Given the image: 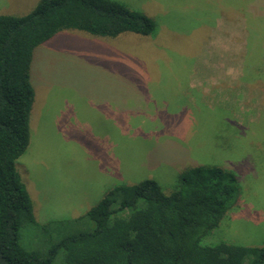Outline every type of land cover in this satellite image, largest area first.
I'll return each mask as SVG.
<instances>
[{"label": "rangeland", "instance_id": "374dc122", "mask_svg": "<svg viewBox=\"0 0 264 264\" xmlns=\"http://www.w3.org/2000/svg\"><path fill=\"white\" fill-rule=\"evenodd\" d=\"M36 1L0 0V13ZM116 1L150 16L154 31L66 29L33 53L29 142L15 167L35 221L53 224L39 232L22 221L19 243L43 253L90 229L77 217L112 186L152 178L170 195L182 170L208 163L232 170L238 192L201 242L261 245L264 0Z\"/></svg>", "mask_w": 264, "mask_h": 264}, {"label": "trees", "instance_id": "16d2710c", "mask_svg": "<svg viewBox=\"0 0 264 264\" xmlns=\"http://www.w3.org/2000/svg\"><path fill=\"white\" fill-rule=\"evenodd\" d=\"M154 28L150 16L116 0H37L23 14L0 13V264H53L59 251L63 264H264V242H201L238 192L232 170L208 163L182 170L170 195L152 178L112 186L77 217L86 216L90 229L63 236L43 253L19 243L22 221L39 232L53 224L35 221L15 167L29 142L35 49L66 29L115 37Z\"/></svg>", "mask_w": 264, "mask_h": 264}]
</instances>
